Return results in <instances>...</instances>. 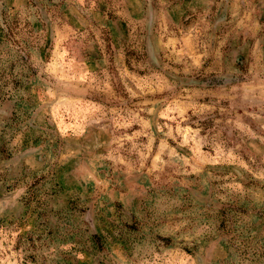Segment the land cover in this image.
<instances>
[{
  "label": "rangeland",
  "instance_id": "obj_1",
  "mask_svg": "<svg viewBox=\"0 0 264 264\" xmlns=\"http://www.w3.org/2000/svg\"><path fill=\"white\" fill-rule=\"evenodd\" d=\"M0 264H264V0H0Z\"/></svg>",
  "mask_w": 264,
  "mask_h": 264
},
{
  "label": "trees",
  "instance_id": "obj_2",
  "mask_svg": "<svg viewBox=\"0 0 264 264\" xmlns=\"http://www.w3.org/2000/svg\"><path fill=\"white\" fill-rule=\"evenodd\" d=\"M19 59H22V60H23V57L21 56V57H19ZM23 113H24V111H21V114H23ZM92 238H93V240H94L95 242L98 241V237H97L95 234L92 235Z\"/></svg>",
  "mask_w": 264,
  "mask_h": 264
}]
</instances>
